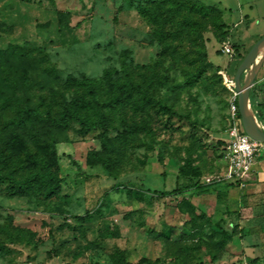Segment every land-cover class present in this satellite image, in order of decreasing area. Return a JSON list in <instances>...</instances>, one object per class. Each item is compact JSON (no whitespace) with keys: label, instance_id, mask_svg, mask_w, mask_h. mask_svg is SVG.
Here are the masks:
<instances>
[{"label":"rangeland","instance_id":"rangeland-1","mask_svg":"<svg viewBox=\"0 0 264 264\" xmlns=\"http://www.w3.org/2000/svg\"><path fill=\"white\" fill-rule=\"evenodd\" d=\"M148 1L160 0H0V50L33 49L29 106L45 119L29 139L38 164L23 162L0 132V149L12 156L0 174L13 171L20 179L49 170L63 180L52 197L14 195L9 182L0 183V264H203L236 250L240 222L255 225L252 213L264 212V198L247 194L256 170L245 187L223 178L232 94L220 75L225 69L233 76L264 36V0H199L221 16L204 21L202 40L213 66L195 83L196 33L181 37L177 56L164 54L140 12ZM227 40L233 59L222 51ZM126 69L160 106L117 90ZM17 71L22 67L0 62L5 94ZM249 75L250 69L242 81ZM263 77L262 65L254 80L258 92L249 93L260 128ZM16 96L23 100L20 91ZM90 100L105 115L110 152L100 141L98 116L85 108ZM65 114L76 118L60 128L56 121ZM259 149L257 162L264 160V145ZM188 162L206 184L211 178L207 190L155 193L175 190ZM225 232L233 239L223 244Z\"/></svg>","mask_w":264,"mask_h":264},{"label":"trees","instance_id":"trees-1","mask_svg":"<svg viewBox=\"0 0 264 264\" xmlns=\"http://www.w3.org/2000/svg\"><path fill=\"white\" fill-rule=\"evenodd\" d=\"M141 14L146 17L152 25L153 37L158 42L164 54L177 56L180 52L179 42L181 37L189 32L196 33L197 45L199 50L193 62L200 65V71L193 76L192 82L198 80L213 66L208 61L205 45L202 38L204 21L213 16H221V11L214 6L206 5L199 0H160L148 1L140 10ZM249 52V51H248ZM248 52L240 59L235 68L234 75L245 59ZM33 49L30 46L12 45L7 50H0V62L13 66L14 64L22 67V71H17L16 80L10 81L6 91L0 87V132L5 133L8 145H12L23 155V162L30 165L38 164V159L32 151L29 139L35 137L34 129L39 122H44L42 113L36 107H30V98L28 96L31 85L28 82L27 69H30L34 63L32 57ZM11 73V72H10ZM233 75V76H234ZM118 91L125 95V98L131 99L135 95H141L154 105L160 106L149 95H146L141 83L133 81L131 72L126 69L123 80L115 84ZM23 94V100L16 96V92ZM119 96V95H118ZM85 105V104H84ZM85 108L91 109L98 116L97 125L102 129L100 141L106 150L112 151L108 140V129L104 113L98 109L97 104L90 100ZM264 115V114H263ZM50 113H47L48 117ZM76 118L73 114H65L62 118L57 119L56 125L60 128H66ZM239 118L240 115H239ZM51 160L56 159L54 152L50 153ZM12 156L7 148L0 149V170L7 169L10 165ZM107 162V161H106ZM104 162V165H106ZM181 183L171 192H159L156 194L165 196H180L190 191L202 192L209 188V184L203 181L200 169L188 162L179 169ZM9 182L8 191L19 196H45L52 197L60 189L63 180L51 171L35 170L28 176L16 178L14 172L0 174V183ZM233 239L232 233L225 232L223 244ZM217 259V258H216ZM214 259V260H216ZM138 264H152L147 259H142Z\"/></svg>","mask_w":264,"mask_h":264},{"label":"built area","instance_id":"built-area-1","mask_svg":"<svg viewBox=\"0 0 264 264\" xmlns=\"http://www.w3.org/2000/svg\"><path fill=\"white\" fill-rule=\"evenodd\" d=\"M222 51L229 59H233L236 55L235 49L229 40L224 42ZM220 75L223 77L225 86L232 94L227 130L229 141L224 156L227 171L223 178L234 185L245 187V183L250 178L256 165L259 148L262 144L253 141L243 130L241 118H239L238 94L235 89L234 76H230L225 69L220 71ZM254 113L257 114V112ZM262 129L264 130L263 125ZM206 181L208 184L212 182L211 178L206 179Z\"/></svg>","mask_w":264,"mask_h":264},{"label":"crops","instance_id":"crops-1","mask_svg":"<svg viewBox=\"0 0 264 264\" xmlns=\"http://www.w3.org/2000/svg\"><path fill=\"white\" fill-rule=\"evenodd\" d=\"M259 84L254 82L251 91L256 89V92H258L257 87ZM259 105L262 104L258 102L257 106L259 107ZM254 170H256V174L252 179L255 183L251 184V189L247 194L251 195L252 200L258 199L259 202L260 199L264 198V160L256 162ZM251 217L250 221L252 223L257 222V224L247 227L242 221L240 222L241 232L236 250H230L225 256L203 264H264V212L256 211L252 213Z\"/></svg>","mask_w":264,"mask_h":264},{"label":"water","instance_id":"water-1","mask_svg":"<svg viewBox=\"0 0 264 264\" xmlns=\"http://www.w3.org/2000/svg\"><path fill=\"white\" fill-rule=\"evenodd\" d=\"M264 52V36L259 39L251 50L246 55L245 59L240 64L237 73L234 77L235 89L238 94V108L241 117V123L244 132L255 142L264 145V131L262 128L258 127L254 116L251 112L250 96L249 93L254 84V80L259 73L261 66L264 64V57L261 60L260 66L256 71L254 78L250 85L242 84L243 74L252 66L254 61ZM261 116V114H259Z\"/></svg>","mask_w":264,"mask_h":264},{"label":"bare ground","instance_id":"bare-ground-1","mask_svg":"<svg viewBox=\"0 0 264 264\" xmlns=\"http://www.w3.org/2000/svg\"><path fill=\"white\" fill-rule=\"evenodd\" d=\"M263 57H264V52L254 61V63L252 64V66L249 68L250 69V75H249V77L247 78V80L245 82L242 81V84L244 86L245 85L247 86V85H250L251 84V82H252V80L254 78V75H255L256 71L258 70V68L260 66V63H261V60L263 59ZM251 112H252V114L254 116V119H255V114H254V111L252 110V108H251ZM255 122H256V120H255ZM256 124H257V122H256ZM257 126L259 127L258 124H257Z\"/></svg>","mask_w":264,"mask_h":264}]
</instances>
